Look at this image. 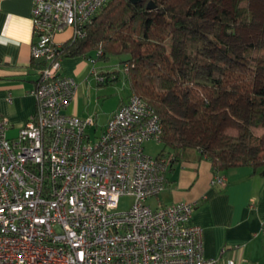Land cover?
Here are the masks:
<instances>
[{
    "label": "built area",
    "instance_id": "obj_1",
    "mask_svg": "<svg viewBox=\"0 0 264 264\" xmlns=\"http://www.w3.org/2000/svg\"><path fill=\"white\" fill-rule=\"evenodd\" d=\"M109 0H34L32 57H45L37 109L18 135L0 117V264H214L203 230L191 223L196 202L152 207L170 162L149 155L162 123L131 93L100 132L93 116L64 112L78 80L62 73L56 33L83 36ZM225 174L213 183L224 184ZM132 198L119 209L120 197ZM230 264H235L230 261Z\"/></svg>",
    "mask_w": 264,
    "mask_h": 264
},
{
    "label": "trees",
    "instance_id": "obj_2",
    "mask_svg": "<svg viewBox=\"0 0 264 264\" xmlns=\"http://www.w3.org/2000/svg\"><path fill=\"white\" fill-rule=\"evenodd\" d=\"M211 7L217 13L207 32ZM253 21L251 0H232L230 9L224 0H109L85 24L83 36H71L58 50L62 58L93 51L104 59L126 54L123 70L115 67L108 77L99 74V82L124 77L129 95L137 93L153 107L162 123L163 144L155 156L165 155L170 168L197 151L211 161L216 175L243 164L264 173V46L249 43L238 52L222 36ZM31 58L39 73L48 65L45 57ZM225 102L238 115L248 113L240 128L225 130L238 140L235 145L242 143L241 152L234 145L211 147L202 141L222 123ZM176 104L184 123L202 131L196 138L179 131Z\"/></svg>",
    "mask_w": 264,
    "mask_h": 264
},
{
    "label": "crops",
    "instance_id": "obj_3",
    "mask_svg": "<svg viewBox=\"0 0 264 264\" xmlns=\"http://www.w3.org/2000/svg\"><path fill=\"white\" fill-rule=\"evenodd\" d=\"M33 4L34 0H0V117L7 118L6 134L11 138L18 135L37 109L34 91L39 71L31 60ZM71 34L70 28L60 31L54 37L55 42L62 44ZM80 55L62 58L61 72L75 75ZM128 95L129 91L118 105ZM88 105L80 82L64 112L92 116ZM93 117L97 124L96 114ZM222 173L226 176L225 183H213L216 174L211 161L191 151L168 170L166 186L158 201L154 206L149 204L157 207L180 201L196 202L191 223L202 227L206 257L214 258V264L230 261L264 264V173L251 164L230 167Z\"/></svg>",
    "mask_w": 264,
    "mask_h": 264
},
{
    "label": "rangeland",
    "instance_id": "obj_4",
    "mask_svg": "<svg viewBox=\"0 0 264 264\" xmlns=\"http://www.w3.org/2000/svg\"><path fill=\"white\" fill-rule=\"evenodd\" d=\"M231 1L232 0H224L226 7L229 9L231 8ZM251 8L254 13V21L250 27L238 28L234 35L222 34L223 39L238 52L242 49L243 45L249 43H256L264 46V0H251ZM216 13L217 10L213 7L207 11V20L204 25L205 31L211 32L212 19L215 17ZM97 54V51H93L88 53L87 55L89 56L87 57H85V55H80L82 58L80 66L77 67V73L73 72L76 75L79 84L81 82L82 88H84L86 92V98L89 99V114H92V116L96 114L98 119L97 124L95 123L91 129L89 128V131H94V127H98L100 131L101 125L108 120L109 114L117 107L121 98L126 97L129 91V87L124 77L119 80L99 82L102 76L108 77L111 74L113 75L112 72L108 73L109 70H112L115 67H119L123 70L124 65L121 60L127 57L126 54H121L119 56L112 55L107 59L98 57ZM98 73L101 77L98 76ZM121 74L122 76L124 75L123 72ZM234 111L233 108L227 107L225 102L222 111L220 112L224 117L222 123L215 131L208 132L202 138V141L208 143L211 147L234 145L237 152L243 151L242 143L239 146H237L238 144L235 145V141L238 140L225 133V130L228 127L240 128L248 115L246 110H243L241 115L234 113ZM173 114L179 131H181L186 137L196 138V136L202 132L198 129L190 128L184 123L183 111L177 104L174 106ZM94 133L95 132H93V135ZM162 146L163 144L160 140H152L146 144L145 149L149 155L155 156ZM159 196L160 194L149 198L148 202L154 206L156 201H158L157 199ZM131 202L132 198L130 196H121L119 200V209H127Z\"/></svg>",
    "mask_w": 264,
    "mask_h": 264
},
{
    "label": "water",
    "instance_id": "obj_5",
    "mask_svg": "<svg viewBox=\"0 0 264 264\" xmlns=\"http://www.w3.org/2000/svg\"><path fill=\"white\" fill-rule=\"evenodd\" d=\"M132 1L137 2L138 0H132ZM148 6L152 8V7L154 6V3L150 2V3L148 4Z\"/></svg>",
    "mask_w": 264,
    "mask_h": 264
}]
</instances>
